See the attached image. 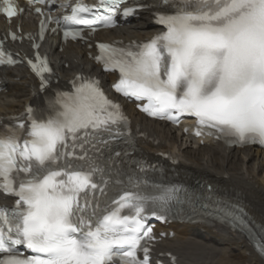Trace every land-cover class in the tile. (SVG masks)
I'll list each match as a JSON object with an SVG mask.
<instances>
[{
  "label": "snow or ice",
  "instance_id": "1",
  "mask_svg": "<svg viewBox=\"0 0 264 264\" xmlns=\"http://www.w3.org/2000/svg\"><path fill=\"white\" fill-rule=\"evenodd\" d=\"M44 2L27 0L30 5ZM125 3L99 0L89 6L78 0L62 20L92 31L97 22L114 26ZM149 6L166 9L153 12L166 31L142 44L97 45V62L106 71H119L115 91L146 99L142 111L151 117L177 122L182 114L194 116L197 135L207 131L233 143L264 146V0H153L139 5ZM136 10L125 8L122 14ZM35 11L43 14L40 8ZM22 12L14 0H0V13L9 21ZM44 30L42 22L41 39ZM64 35L75 38L80 32L69 28ZM14 62L0 45V64ZM28 63L45 88L44 74L51 72L46 58L37 55L35 63ZM48 105L46 119L17 126L23 139L16 129L0 132V192L17 198L13 208L0 207V264H150L147 241L153 237L146 209L164 220L180 190L163 189L159 195L124 191L109 204L104 177L116 163L111 141L124 135L120 127L127 124L120 105L106 97L98 81L83 77L73 81L72 92H57ZM26 111L31 115L33 109ZM211 207L201 204L193 212ZM214 211L222 220L239 221L252 235L249 223L255 221L246 220L243 208L216 204ZM255 226L264 238V226ZM18 246L35 255L22 256ZM256 246L264 255V245Z\"/></svg>",
  "mask_w": 264,
  "mask_h": 264
},
{
  "label": "bare ground",
  "instance_id": "2",
  "mask_svg": "<svg viewBox=\"0 0 264 264\" xmlns=\"http://www.w3.org/2000/svg\"><path fill=\"white\" fill-rule=\"evenodd\" d=\"M153 30L151 16L142 13L138 23H130L120 29L117 36L126 40L143 38L151 35ZM54 43V40L49 41V53H54ZM54 59L61 80L78 70L96 72L85 60L80 47L71 46L65 52L54 55ZM64 65H68L69 69ZM5 76L8 90L0 96V116L19 113L27 102L33 100L29 92L32 81L24 71L8 70ZM106 78L114 80L112 76ZM126 108L139 123L142 132L158 142L156 147L147 143L140 145L145 156L152 159L156 152L169 151L178 159L176 166L165 167L164 180L189 182L201 178L218 190L221 197L243 208L247 221L264 226V150H228L212 143L199 147L188 139L182 140L179 133L170 127L142 119L131 106ZM255 225L249 223L252 228L250 236L245 227L242 232H234L228 225L217 222L206 225L171 224L158 229L171 230L175 234L173 238L162 241L158 250L175 254L178 264H264V256L253 247L257 248V243L264 245V238H261Z\"/></svg>",
  "mask_w": 264,
  "mask_h": 264
}]
</instances>
